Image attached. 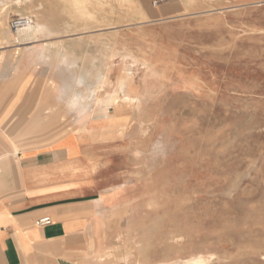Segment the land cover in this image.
Wrapping results in <instances>:
<instances>
[{
    "label": "rangeland",
    "instance_id": "obj_1",
    "mask_svg": "<svg viewBox=\"0 0 264 264\" xmlns=\"http://www.w3.org/2000/svg\"><path fill=\"white\" fill-rule=\"evenodd\" d=\"M0 3V95L24 94L0 142L71 135L105 264H264V0ZM15 17L42 33L22 42ZM74 91L100 97L85 112Z\"/></svg>",
    "mask_w": 264,
    "mask_h": 264
},
{
    "label": "crops",
    "instance_id": "obj_2",
    "mask_svg": "<svg viewBox=\"0 0 264 264\" xmlns=\"http://www.w3.org/2000/svg\"><path fill=\"white\" fill-rule=\"evenodd\" d=\"M12 90L0 95V118L16 116L9 105L24 101ZM79 150L71 140L18 150L0 142V264H105V206L90 181L74 179ZM44 217L51 225L38 226Z\"/></svg>",
    "mask_w": 264,
    "mask_h": 264
},
{
    "label": "bare ground",
    "instance_id": "obj_3",
    "mask_svg": "<svg viewBox=\"0 0 264 264\" xmlns=\"http://www.w3.org/2000/svg\"><path fill=\"white\" fill-rule=\"evenodd\" d=\"M13 2L18 3L19 0H13ZM25 3H30V0H24ZM1 4V3H0ZM73 4L76 6V7H79L80 4H81V0H73ZM17 5V4H16ZM20 5V4H19ZM22 7V6H21ZM20 9V8H19ZM41 9V8H40ZM25 10V9H24ZM28 10V9H27ZM36 10V9H35ZM15 11V10H13ZM39 12V11H38ZM37 13V12H36ZM31 16V15H30ZM33 16V15H32ZM37 18V17H36ZM42 30H43V27L41 25V23H35L34 25L30 26L29 28H27L26 30H23L20 32V34L18 36H20L21 38V41L22 42H29L31 41L32 39L36 38V35L37 34H40L42 33ZM1 32V31H0ZM5 32V31H4ZM8 32V31H7ZM57 32H59V30H57ZM8 37V36H7ZM46 47V44L43 45L42 48H45ZM12 57L11 55H8L7 56V59L6 61L9 62V60H11ZM48 60V59H47ZM13 69V68H12ZM99 73V72H98ZM71 77H74V76H71ZM101 78H100V74H98L96 76V84L97 85H100L101 84ZM74 82L77 86H81L83 84H85V79L83 77H79L78 79H74ZM87 86V89H89L90 87L88 86V84L86 85ZM70 88V87H68ZM61 91V90H60ZM67 91V90H66ZM65 91V92H66ZM21 90L19 89L18 86H16L15 88H13L12 90V93L11 95H17L18 93H20ZM63 95V94H62ZM65 95V94H64ZM66 96V95H65ZM100 95L98 96H95L93 95L92 97L88 96V97H85L84 94L82 93H79L77 91H74L73 94L69 97V101H68V104L71 106V107H74V106H78L80 107L81 110H84L85 112H87L89 109L93 108L91 105L93 104H96L97 103V100L99 99ZM102 98V97H101ZM115 99H111L110 98V101L113 102ZM109 105V101H103V109L102 110H98V111H101L102 113L105 112V108L104 107H107ZM89 108V109H88ZM98 120H101V118H99ZM103 121L105 122H109V123H112V119L111 118H108V116H105V118L102 119ZM83 130L85 131V126H82ZM64 134V135H63ZM60 135V140L61 141H70L71 140V135L67 134V133H63ZM76 140V139H75ZM66 150V149H65ZM75 170V169H74ZM76 172V171H75ZM199 260V259H198ZM197 263L196 260H188V261H185V262H182V263H178V264H195Z\"/></svg>",
    "mask_w": 264,
    "mask_h": 264
},
{
    "label": "built area",
    "instance_id": "obj_4",
    "mask_svg": "<svg viewBox=\"0 0 264 264\" xmlns=\"http://www.w3.org/2000/svg\"><path fill=\"white\" fill-rule=\"evenodd\" d=\"M32 26V20L27 17H15L11 19L9 23V29L12 33L18 34L23 30H26ZM37 225L42 227V226H49L51 225V219L49 217H44L42 219H39L37 221Z\"/></svg>",
    "mask_w": 264,
    "mask_h": 264
}]
</instances>
